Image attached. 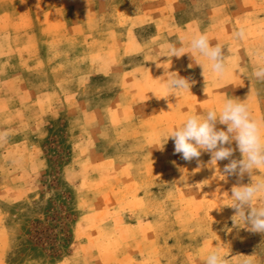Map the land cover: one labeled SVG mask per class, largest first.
Returning <instances> with one entry per match:
<instances>
[{
  "label": "rangeland",
  "instance_id": "rangeland-1",
  "mask_svg": "<svg viewBox=\"0 0 264 264\" xmlns=\"http://www.w3.org/2000/svg\"><path fill=\"white\" fill-rule=\"evenodd\" d=\"M199 34L223 46L222 78ZM258 51L264 0H0V264H264V233L231 207L252 177L158 147L228 98L264 120ZM169 72L190 91L169 94Z\"/></svg>",
  "mask_w": 264,
  "mask_h": 264
},
{
  "label": "clouds",
  "instance_id": "clouds-1",
  "mask_svg": "<svg viewBox=\"0 0 264 264\" xmlns=\"http://www.w3.org/2000/svg\"><path fill=\"white\" fill-rule=\"evenodd\" d=\"M239 35L243 36L244 33L241 32ZM190 48L211 62V71L217 77L222 78L226 74L227 58L222 51V45H212L207 35L199 34L191 39ZM169 52L175 57L186 53L183 47L177 48L174 45L169 46ZM257 55L262 62L255 68L253 76L264 81V52L258 51ZM200 65L204 73L205 66L203 63ZM192 83L190 78L180 77L177 72H169L164 86L169 94L176 96L182 90L190 91ZM205 92L207 93L206 88ZM217 123L226 125V131L218 130ZM262 130H264V120L252 118L247 100L241 102L238 98H228L219 112L213 108L203 114L189 115L182 124L161 136L158 147L163 149V145L171 138L174 141V154H182L185 161L196 159L199 163L202 151L208 152L211 154L210 164L213 166L218 161L229 160L223 171L228 175H235L238 184L245 174L252 177L251 183L234 186L231 190V196L235 201L231 207L236 210L233 220L238 216L243 219L251 232L264 233V206L257 207L253 204L255 198H264V179L253 180L255 171L264 168ZM3 135L5 134H0V137ZM233 141L236 142L242 159L232 158L234 149L230 145ZM206 264H229V262L219 250H216L208 254ZM245 264L252 262L248 260Z\"/></svg>",
  "mask_w": 264,
  "mask_h": 264
}]
</instances>
